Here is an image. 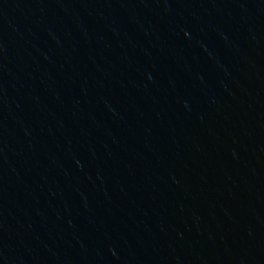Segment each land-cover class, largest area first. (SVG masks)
Here are the masks:
<instances>
[{"label": "water", "instance_id": "95a60500", "mask_svg": "<svg viewBox=\"0 0 264 264\" xmlns=\"http://www.w3.org/2000/svg\"><path fill=\"white\" fill-rule=\"evenodd\" d=\"M0 264H264V0H0Z\"/></svg>", "mask_w": 264, "mask_h": 264}]
</instances>
